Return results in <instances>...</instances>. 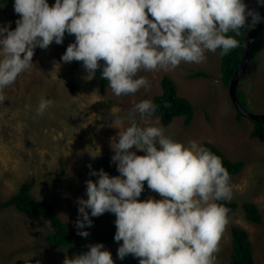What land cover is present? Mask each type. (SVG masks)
Listing matches in <instances>:
<instances>
[{
  "label": "clouds",
  "instance_id": "obj_1",
  "mask_svg": "<svg viewBox=\"0 0 264 264\" xmlns=\"http://www.w3.org/2000/svg\"><path fill=\"white\" fill-rule=\"evenodd\" d=\"M13 11L19 16L16 27L0 24V105L3 90L32 66L35 49L63 43L66 33L74 40L60 60L80 62L88 80L99 70L113 95L121 96L150 88L141 72L201 64L206 52L228 55L239 46L240 29L264 20L245 0H13ZM52 104L41 97L36 114ZM157 107L151 98L142 99L126 117H114L119 131L110 141V162L118 175L88 165L97 178L85 181L86 198L76 200L74 226L87 237L92 217L109 212L115 216L119 260L132 255L139 264H215L228 223L223 202L232 199L229 172L199 141L167 135L154 115ZM145 182L159 199H139ZM63 264L116 261L103 243H94Z\"/></svg>",
  "mask_w": 264,
  "mask_h": 264
},
{
  "label": "rangeland",
  "instance_id": "obj_2",
  "mask_svg": "<svg viewBox=\"0 0 264 264\" xmlns=\"http://www.w3.org/2000/svg\"><path fill=\"white\" fill-rule=\"evenodd\" d=\"M245 2L260 12L256 0ZM18 18L13 6L0 7V24L11 22L10 26L15 28L12 23ZM73 40L74 36L66 33L61 43L64 46L52 43L47 49L37 47L32 66L3 90L6 99L0 105V264H63L66 256L71 258L87 251L90 244L101 243L97 238L115 234V216L105 212L92 217L87 237L78 235L74 226L76 200L86 198L85 181L97 178L89 175V164L92 169L103 168L109 175H118L115 164L110 162L114 154L110 141L119 131L112 126V120L115 116L126 117L125 108L130 110L140 100L160 94L164 75L176 81L178 96L187 99L194 108L189 126L185 125L184 117L174 118L168 126L158 117L166 134L181 141L211 143L231 160L245 163L238 174L230 175L229 202L237 203L238 208L228 215L215 264H231L234 225L248 231L255 261L264 264V141L251 137L255 126L251 119L237 116L221 71L219 50L206 52V60L201 64L181 63L171 72H141L150 81V88L115 96L109 87L106 94H99L92 79H85L87 73L72 69L74 61L60 60ZM258 42V52L240 80L238 94L248 111L264 114V28L259 32ZM195 72L206 75L194 76ZM71 81L76 84L73 91ZM41 97L53 101L42 116L36 114ZM123 126H127L126 120ZM89 151L98 154L95 159ZM23 182L33 184V200L48 203L70 229L72 237H80V241L72 246L55 245L51 222L30 217L15 205H6ZM150 195L160 198L145 182L139 199ZM244 202L258 205L260 224L246 218ZM103 244L112 252L116 264H139V258L132 255L119 260L116 255L119 244Z\"/></svg>",
  "mask_w": 264,
  "mask_h": 264
},
{
  "label": "trees",
  "instance_id": "obj_3",
  "mask_svg": "<svg viewBox=\"0 0 264 264\" xmlns=\"http://www.w3.org/2000/svg\"><path fill=\"white\" fill-rule=\"evenodd\" d=\"M7 5L13 6V0H5L0 3V7H6ZM16 20L17 19L13 21L12 25H15ZM250 28L251 27H244L240 29V35L237 37L239 41V46L237 48L233 49L228 55L223 57L219 55L221 58V71L224 73V78L226 79L228 85L238 68L240 56L243 50V39ZM53 44L56 45L55 42H53ZM61 46L64 45L61 44ZM258 48L259 42L257 40L251 50L250 63L254 61L258 52ZM71 67L73 70H76L79 73H86L80 62L74 61L73 66ZM200 75H206V73H194V76ZM34 77L35 75L33 74V78ZM92 83L96 84L99 94H106V91L108 90V82L100 78L99 70L96 73V76L92 78ZM69 85L72 91L76 87V84L73 81L69 82ZM160 85L162 90L161 93L154 96L152 99L153 102L158 106L156 113L154 114L155 117H159L162 124L165 126L171 124L176 117H184L185 125L189 126L193 120L194 108L187 99L178 96L176 81L172 77L164 75L160 81ZM29 86L32 85L29 84ZM124 111H126L127 115L129 108H125ZM237 116L242 118L239 113ZM251 121L255 123V126L250 133L251 137L259 139L260 141H264V123H259L254 120ZM203 145L221 158L223 166L229 172V175L239 173L245 165L244 161L236 162L234 160H230L221 149H218L217 146L211 143L206 142ZM32 187V183L23 182L19 187V191L9 199L6 205H15L24 214L30 217H42L45 220L51 222L55 230V233L52 237L53 244L55 245L72 246L76 242L80 241V237H72L70 229L63 224V222L55 214L53 208L48 205V203L46 204L43 201L33 200L31 196ZM27 200H29V202ZM223 203L225 204V207L229 209L228 215L236 211L238 208V204L235 202L227 201ZM242 209L249 221L256 224H260L262 222L261 211L258 205L254 202H244L242 204ZM113 237L114 234L108 238L99 237L97 240L101 243L119 244L120 242H115ZM232 243L233 251L231 254V264H257L254 257V244L252 243L249 233L245 228L236 225L232 227Z\"/></svg>",
  "mask_w": 264,
  "mask_h": 264
},
{
  "label": "water",
  "instance_id": "obj_4",
  "mask_svg": "<svg viewBox=\"0 0 264 264\" xmlns=\"http://www.w3.org/2000/svg\"><path fill=\"white\" fill-rule=\"evenodd\" d=\"M258 6H259L261 16L264 17V5H258ZM263 28H264V20H262L257 25L252 26L248 30V32L245 34V37L242 43L243 50L240 56L238 68L235 71V74L233 75V78L231 79L230 84H229L230 96H231L232 102L237 112L243 117L249 118L259 123H264V114L252 113L243 106L238 96V86H239L241 78L243 77L250 63L252 47L257 42L259 32Z\"/></svg>",
  "mask_w": 264,
  "mask_h": 264
},
{
  "label": "bare ground",
  "instance_id": "obj_5",
  "mask_svg": "<svg viewBox=\"0 0 264 264\" xmlns=\"http://www.w3.org/2000/svg\"><path fill=\"white\" fill-rule=\"evenodd\" d=\"M26 191V190H25ZM23 200V199H22ZM29 202V200H27Z\"/></svg>",
  "mask_w": 264,
  "mask_h": 264
}]
</instances>
